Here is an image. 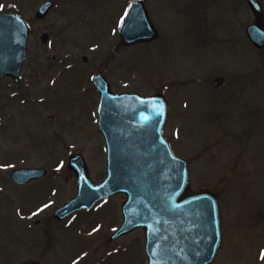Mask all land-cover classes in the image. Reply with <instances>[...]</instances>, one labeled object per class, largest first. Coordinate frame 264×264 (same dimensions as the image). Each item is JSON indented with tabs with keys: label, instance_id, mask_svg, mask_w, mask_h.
Returning <instances> with one entry per match:
<instances>
[{
	"label": "rangeland",
	"instance_id": "rangeland-1",
	"mask_svg": "<svg viewBox=\"0 0 264 264\" xmlns=\"http://www.w3.org/2000/svg\"><path fill=\"white\" fill-rule=\"evenodd\" d=\"M43 1L0 0V13L18 10L32 26L22 78L0 76V264L30 258L43 264H147L142 229L105 241L121 221L125 194L60 222L52 217L56 206L76 187L67 162L64 171L29 185L11 178L19 166L56 169L54 161L69 151L86 154L95 182L104 178L106 142L90 69L105 64L119 90L167 94L165 133L173 150L190 161L195 187L222 191L224 244L213 264H264V52L245 42L243 22L225 41L214 40L209 22L201 26L204 34L197 30L191 8L212 0H148L161 36L124 48L117 41L128 0H55L46 18L37 19ZM44 31L50 33L47 43L40 38ZM248 62L255 68L253 86L243 87L240 76L232 79L233 90L217 88V75L231 79L234 68L247 72ZM64 141L72 145L65 149Z\"/></svg>",
	"mask_w": 264,
	"mask_h": 264
},
{
	"label": "water",
	"instance_id": "water-1",
	"mask_svg": "<svg viewBox=\"0 0 264 264\" xmlns=\"http://www.w3.org/2000/svg\"><path fill=\"white\" fill-rule=\"evenodd\" d=\"M249 2L256 19L247 29L253 42L262 47L264 9L258 0ZM52 5L51 1L43 3L36 16H45ZM29 33V23L19 14H0L2 75L19 78ZM120 34L125 44L159 36L143 1L131 5ZM42 38L46 41L48 34L45 32ZM218 79L221 82L222 78ZM98 87L102 91L100 126L107 142V176L94 184L82 155H74L70 165L76 169L79 187L74 198L59 207L56 216L62 218L73 210L91 208L100 199L124 192L128 195L123 203L125 220L115 237L144 226L149 264L211 263L222 244L220 201L214 191L192 189L189 163L171 150L164 133L170 113L167 97L162 93L117 94L107 82H98ZM45 173V168H18L12 176L27 183Z\"/></svg>",
	"mask_w": 264,
	"mask_h": 264
},
{
	"label": "flooded vegetation",
	"instance_id": "flooded-vegetation-1",
	"mask_svg": "<svg viewBox=\"0 0 264 264\" xmlns=\"http://www.w3.org/2000/svg\"><path fill=\"white\" fill-rule=\"evenodd\" d=\"M131 1L133 2L134 0H131ZM131 1L129 3H131ZM144 2H146L147 6H148V4H149L148 0H144ZM261 3L263 4L264 0L263 1L261 0ZM263 6H264V4H263ZM183 8L185 10L186 7L183 6ZM191 8L194 11H196V14H195L196 18L194 20L200 21L199 26L197 27V30H200V34H204V32L201 30V26L203 25V23L209 22L211 25V29H212L213 33H215V35H216L214 40L225 41L227 38H229L228 36H231L235 33V32H233L232 29H234L236 26L238 27V25L240 23L239 21H242L243 22V29H244V40H245V42L248 41L251 44V41L249 40V37L247 36V32H246V30H247L246 27L250 23L249 14H250V9H251V8H249L248 0H212L209 3L195 2V3H193ZM181 11L184 12L182 10V7H181ZM221 32L224 33L225 35H223ZM156 40L157 39H155L151 42H155ZM134 45L136 46L137 44H134ZM134 45H130V46H134ZM240 45H244V44L240 43ZM130 46H128V47H130ZM113 50H116V49L114 48ZM106 57L108 60L109 54H107ZM118 57L116 59H118ZM83 60L87 64L90 63L89 58L86 60L83 58ZM67 61H69V60H67ZM64 62L65 61H61V63H59V65L64 63ZM73 62H76V61L73 60ZM77 63H80V62L78 61ZM249 63L250 62H248V70H247L248 73L243 71V69L241 71V69L239 67H237V68L233 69V72H231V75H232L231 79H230V77H229L230 75L228 73L226 75L220 74V75H223L225 77V79L223 78V80L220 82L221 85L218 87V89L219 90L220 89L221 90H227V89L233 90L234 87H237V85L235 83L237 80L233 81L232 79L233 78L236 79V77L238 78L240 76L242 77V83H243L242 86L243 87L248 86L249 84H251L253 86V84L256 83L255 78L253 76L255 70L253 69V66L250 65ZM122 65H123V63H122ZM87 66H89V65H87ZM57 68L58 67H56V69ZM94 68L95 69H92V68L90 69L92 71L90 77L92 79L91 81H92L93 87H94V89H96L99 96H100V93H99L98 89L96 88V83H95V79H94V77L96 75H99V74L104 75V78H106L107 81L109 83H111L112 88H114L115 91H118V92L128 91V89L122 88L121 90H119L118 88L115 87V85H114L115 82H114L112 75H111L112 71L110 70V67L108 66V64H105L104 67H99V68L94 67ZM238 69H240V70L238 71ZM53 77H55V76H53ZM7 78H9V77H7ZM231 82H233V83H231ZM64 144H66L65 141H64ZM61 171H64V168H61V170H58L57 172H61ZM40 179H42V178H40ZM66 179H67V177H66ZM39 180H34L31 182H35V181H39ZM31 182H29V183H31ZM78 212H81V211L74 212L73 214L67 216L63 220H66L70 217H73V215L78 213ZM106 238L108 241V236ZM45 249H46V247H45Z\"/></svg>",
	"mask_w": 264,
	"mask_h": 264
},
{
	"label": "snow or ice",
	"instance_id": "snow-or-ice-1",
	"mask_svg": "<svg viewBox=\"0 0 264 264\" xmlns=\"http://www.w3.org/2000/svg\"><path fill=\"white\" fill-rule=\"evenodd\" d=\"M0 7H2V6H0ZM123 19V18H122ZM262 258H264V256H262Z\"/></svg>",
	"mask_w": 264,
	"mask_h": 264
}]
</instances>
